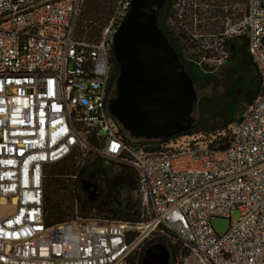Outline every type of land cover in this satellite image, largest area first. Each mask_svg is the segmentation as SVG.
<instances>
[{"label":"built area","instance_id":"1","mask_svg":"<svg viewBox=\"0 0 264 264\" xmlns=\"http://www.w3.org/2000/svg\"><path fill=\"white\" fill-rule=\"evenodd\" d=\"M83 1L0 0V264H139L132 257L155 230L180 243L174 264H264V0H248L242 18L201 42L200 60L226 59L227 41L245 34L263 74L228 146L183 136L164 151L109 109L113 38L131 0H118L98 39L77 35ZM210 2L175 1L168 25L183 50L193 40L187 19ZM74 153L132 168L138 221L48 225V168ZM233 211L239 219L217 233L212 219Z\"/></svg>","mask_w":264,"mask_h":264},{"label":"water","instance_id":"2","mask_svg":"<svg viewBox=\"0 0 264 264\" xmlns=\"http://www.w3.org/2000/svg\"><path fill=\"white\" fill-rule=\"evenodd\" d=\"M166 0H131L114 34L112 53L119 65L116 94L109 109L135 137L170 138L191 129L197 90L178 51L157 20ZM89 195L97 185L84 182ZM169 248L159 242L145 251L142 264H169Z\"/></svg>","mask_w":264,"mask_h":264},{"label":"trees","instance_id":"3","mask_svg":"<svg viewBox=\"0 0 264 264\" xmlns=\"http://www.w3.org/2000/svg\"><path fill=\"white\" fill-rule=\"evenodd\" d=\"M115 0H89V6H91V13L97 14L101 11H107L108 14L111 15L112 13V5ZM175 1L177 0H168L166 3V11L164 12V17L168 18L172 15V11L170 10V6H172ZM109 15V16H110ZM93 15L89 14V19H92ZM108 17H103L100 20V24H96V22L92 21L89 24L90 27L84 28L81 30L79 28V21L77 25V35L83 36L86 35L92 39H98L101 33L103 26L107 23ZM87 17V18H88ZM94 17V16H93ZM101 19V18H100ZM87 21V20H85ZM241 39V45L238 48L229 50L231 52L230 55L226 57V61L229 63L230 67V75L227 78V88L231 92H235L236 95L243 97L245 101H247L248 105H252L257 97L263 92V74L261 69L258 66V63L253 58L248 50V38L245 34L239 36ZM234 40H228L227 42L230 43ZM190 46H187V49ZM195 51V50H194ZM193 59H190L184 63L189 75L192 77L194 81V85L198 82L205 81L207 79H211L212 74L206 72L201 68L200 64L203 61H199L202 56L205 55V51L200 48V50L196 52H192ZM211 56V54H207ZM113 62V76H117L119 72V65L115 61L114 56H112ZM209 99H207V102ZM242 117L239 121H241ZM235 118L233 117L232 113L227 110L226 119L224 120L223 127H220L218 133L213 136H210L208 140L205 138L196 137V129L195 125L189 129L188 131L178 134L174 136V138H179L183 136H190L196 141H201L207 144L209 147L213 149H225L232 136V131L236 126ZM204 136V135H203ZM173 137L170 138H161L159 140V144L163 146L156 145L153 148L164 151L170 145V140L174 139ZM175 141V140H174ZM166 143V144H165ZM169 144V145H167ZM167 145V146H166ZM87 154L85 156L79 154H71L67 158L53 163L48 168V174L46 177L45 182V212H46V219L48 225H54L56 223L63 222L69 219V213L74 211V206H79L80 210H98L103 213H107L110 219H124V220H133L138 221L139 217V201L138 199L133 198L132 191L136 190V176L135 172L129 166L118 164V170H116L115 175L118 177V181L115 185H111V191H117V195H111V192L108 193L107 197L109 201L103 200L100 203L95 204L90 201L87 203L80 200L79 198L72 197L71 193L69 196V202L65 206L60 204H55L54 201L50 198V187L56 184V179L54 177L62 176L64 177L63 184L65 185L64 180H73L76 181L78 184H83L84 182L93 181L95 176L98 175L100 172L102 175L106 174L107 166L103 165V157ZM83 157L82 159H86L84 163L80 165H76V158ZM49 176L51 178L50 182H48ZM61 182V181H60ZM68 184V183H66ZM122 189L128 190V195L124 197L123 201L120 200V193L119 191ZM113 199H110V197ZM112 200V201H111ZM102 206V207H101ZM136 231H131L128 234L134 235ZM129 235V238L132 236ZM155 241L162 243L168 246L171 258L169 264H174L176 258L179 254L180 250V243L176 241L172 237H168L160 232V236ZM144 253L136 252L133 255V259L138 261L139 264H142Z\"/></svg>","mask_w":264,"mask_h":264},{"label":"rangeland","instance_id":"4","mask_svg":"<svg viewBox=\"0 0 264 264\" xmlns=\"http://www.w3.org/2000/svg\"><path fill=\"white\" fill-rule=\"evenodd\" d=\"M117 2L118 0H115L113 2L112 12ZM210 3L216 5H213L210 8L209 22L206 24L205 27L203 26L206 30L201 29L199 32L203 33L204 36L212 40L214 38L212 36L213 33L216 35L218 32L223 31L226 28L225 22L228 18L231 19V23H233L234 21L236 22V20L242 18L246 14L248 0H211ZM90 10L91 6H89V0H84L79 21V28H82L81 30L90 27L89 24H91L90 22L92 21L96 22L97 25L100 24V20H102L103 17H108L110 15L105 10L94 15L91 13ZM89 14L93 15L94 17L92 16V19H89ZM184 50H187V48H184ZM187 55L190 59H193L191 51L189 53L187 52ZM199 61L202 60L199 59ZM200 66L201 68H203L204 71L212 74V77L211 79H207L205 81L198 82L195 84V88L197 90V100L195 102V108L192 114L196 118L194 124L195 127H197V132H195L196 137L205 138L206 140H208L210 136H213L218 133L220 127H223V123L227 115V110L232 113L236 121L235 124L237 125L240 122V118L247 114L250 106L243 97L236 95L235 92H231L227 88L226 80L230 75V67L229 63L225 59L218 58L213 59L212 61H202ZM207 99H209L208 102ZM125 130L129 132L127 129ZM82 158L83 157L76 158V165L81 166L87 159L86 158L83 160ZM103 165L107 166L106 174L102 175L99 172L98 175L95 176L93 181L88 182L98 184L100 190H104L102 199L109 201V198L107 197L109 192H111V195H117V191L112 192L110 186L115 185L118 181V177L117 175H115L116 170H118V164L115 160L105 159L103 160ZM55 179L57 183L50 187L49 194L50 198L54 201L55 204L65 206L66 204H68V199L71 195L73 198H79L80 200L86 203L90 201L88 194L82 187V184L80 185L73 180H64V185L62 180L64 179V177L58 176L54 177V180ZM50 180L51 178L49 176L48 182H50ZM119 193L120 200L123 201L124 197L128 195V190L122 189L119 191ZM132 196L133 198L137 199L135 191H132ZM110 199L112 198L110 197ZM100 201H96L95 204L100 203ZM74 208V211L69 213L68 215L69 219L75 218L76 216H81L83 218H109V215H107V213H103L95 209L90 211L80 210L79 206H74ZM239 217V212L233 211L231 214V218H213L212 225L217 233L222 234L227 231L229 226L232 223L236 222ZM136 232V234L140 233V231L138 230H136ZM159 236L160 232L158 230L152 231L144 243L142 252L144 253L145 250L151 244L156 243L157 241L155 240L158 239Z\"/></svg>","mask_w":264,"mask_h":264},{"label":"flooded vegetation","instance_id":"5","mask_svg":"<svg viewBox=\"0 0 264 264\" xmlns=\"http://www.w3.org/2000/svg\"><path fill=\"white\" fill-rule=\"evenodd\" d=\"M167 1L168 0H166L165 3L162 5V7L158 10V13H157L158 24H159L160 28L162 29L163 33L169 38V40L171 41V43L173 44L175 49L178 51L181 61L183 60L184 62H187L190 60V58L187 55V52L189 53L191 51V54H192V52L194 53V52L200 50L201 44H202L201 42L204 40V34L199 32V31L201 29H204L206 24L209 22L210 8H211V6H213V5L215 6L216 4H211V5L209 4L207 7L203 8V9L197 8L192 13V15L187 19V23L189 25L190 32H191L190 34H191V37H193V40H192V42L189 43L190 48H188L185 51L179 46L177 39L174 38V36H173V32L168 25V18L169 17L168 18L164 17L165 16L164 12L166 11ZM173 6H174V4L172 6H170V10L172 11V15L175 13V9ZM207 27H208V25H207ZM204 30H206V29H204ZM221 32L222 31H220L218 33L220 34ZM229 40H231V39H229ZM240 45H241V39L239 38V36H237L234 38V40L232 42H230V43L227 42L226 47L229 50H232V49L240 47ZM230 54H231V52H229L228 55H230ZM113 77H114L115 87L112 91V94L114 97L116 94L115 91H116V77L117 76L116 77L113 76ZM96 185H97V189H96V192L94 195L90 196L88 191H85L89 196L90 202H92V203H96V201H98V200L99 201L103 200L102 197L104 194V192H103L104 190L103 189L100 190L98 184H96Z\"/></svg>","mask_w":264,"mask_h":264},{"label":"snow or ice","instance_id":"6","mask_svg":"<svg viewBox=\"0 0 264 264\" xmlns=\"http://www.w3.org/2000/svg\"><path fill=\"white\" fill-rule=\"evenodd\" d=\"M115 147H116V146H115V145H113V148H114V149H115Z\"/></svg>","mask_w":264,"mask_h":264}]
</instances>
